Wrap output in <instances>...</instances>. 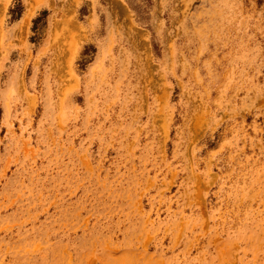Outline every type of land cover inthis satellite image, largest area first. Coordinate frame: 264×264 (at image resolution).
<instances>
[{"label":"rangeland","instance_id":"1","mask_svg":"<svg viewBox=\"0 0 264 264\" xmlns=\"http://www.w3.org/2000/svg\"><path fill=\"white\" fill-rule=\"evenodd\" d=\"M0 264H264V0H0Z\"/></svg>","mask_w":264,"mask_h":264}]
</instances>
